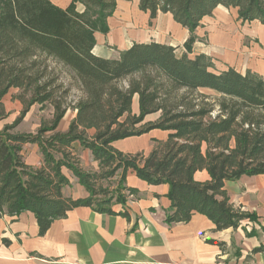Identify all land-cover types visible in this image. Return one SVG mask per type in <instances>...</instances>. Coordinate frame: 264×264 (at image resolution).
<instances>
[{
  "label": "trees",
  "instance_id": "1",
  "mask_svg": "<svg viewBox=\"0 0 264 264\" xmlns=\"http://www.w3.org/2000/svg\"><path fill=\"white\" fill-rule=\"evenodd\" d=\"M138 1L151 18L170 12L189 29L187 52L178 55L171 45L135 42L119 59L95 55V32L109 31L108 18L118 0H71L66 8L50 0H0V119L5 115L2 98L10 88L19 89L16 97L23 104L15 123L0 130V220L5 214L31 211L39 235H44L53 221L77 207L128 216L126 211H114L112 204L127 202L120 189L125 188L124 173L129 168L149 184L169 185L172 211L165 219L169 224L187 223L196 213L213 221L216 230L237 228L245 219L257 220L255 213L235 208L224 187L226 181L243 175L264 174V78L233 67L216 71L211 56L188 53L193 50L196 28L219 5L235 8L244 22L258 20L264 25V0ZM77 2L84 11L76 9ZM49 60L71 69L84 95L74 104L76 117L64 133L56 129L69 108L64 100L69 89L56 84ZM202 89H211L218 97L212 100ZM135 94L139 95L138 115L132 114ZM35 103L42 108L49 103L52 119L35 133H11ZM158 111L162 115L157 122L140 124L146 115ZM90 128L96 130L92 137L87 133ZM155 128L171 133L148 155L124 154L112 146L116 140ZM47 132L52 133L46 136ZM76 141L91 150L99 171L80 167L71 151ZM26 143L41 148V167H29L22 160L20 152ZM63 169L73 173L87 196L63 194V187L70 183ZM119 169L123 176L117 192L108 196L98 182ZM204 169L211 179L199 182L194 175Z\"/></svg>",
  "mask_w": 264,
  "mask_h": 264
},
{
  "label": "crops",
  "instance_id": "2",
  "mask_svg": "<svg viewBox=\"0 0 264 264\" xmlns=\"http://www.w3.org/2000/svg\"><path fill=\"white\" fill-rule=\"evenodd\" d=\"M228 9L235 8L219 5L212 16L202 20L195 30L196 40L188 55L211 56L216 71L233 67L243 74L250 70L264 78V25L258 20L236 22L223 16ZM108 26L107 33L95 32L93 53L97 56L119 59L121 52L135 42L171 45L178 55L187 52L184 44L190 36L189 29L175 21L170 12H158L151 18L148 11L140 9L138 0H118L113 15L108 18ZM18 93L19 89L12 87L2 98L5 115L0 119V130L14 124L21 116L23 104L16 97ZM41 106L33 104L10 132H37L43 119L53 117L52 106L49 110ZM139 113V95L135 94L132 114ZM76 114L75 108L68 109L56 131L67 132ZM161 115V111L148 114L141 124L155 123ZM87 133L92 137L96 130L90 128ZM170 133L155 128L116 140L112 146L124 154L148 155L158 141H165ZM73 146L72 155L80 158L81 168L99 171V162L90 149L82 147L78 141ZM20 154L29 167L39 168L43 164V153L36 143L24 144ZM63 172L70 181L62 189L65 196L88 195L70 170L63 169ZM122 176V169L113 176L117 185ZM194 178L206 182L211 176L204 169L197 171ZM123 185L125 188L120 192L127 197V202L113 203L112 209L117 213L126 211L128 216L100 213L89 206L77 207L64 218L53 221L48 231L39 235L33 212L5 214L0 220V264H264V174L243 175L225 182L224 188L233 206L258 217L256 221L245 219L237 228L223 230H216L213 221L199 213L187 223H167L166 215L172 211L167 197L168 184H149L129 168L124 173ZM131 188L137 193L130 194ZM208 239L224 245L209 243ZM258 247L262 250L253 251Z\"/></svg>",
  "mask_w": 264,
  "mask_h": 264
},
{
  "label": "rangeland",
  "instance_id": "3",
  "mask_svg": "<svg viewBox=\"0 0 264 264\" xmlns=\"http://www.w3.org/2000/svg\"><path fill=\"white\" fill-rule=\"evenodd\" d=\"M50 1L52 3H54L55 5H58V6L62 7V8L63 7H67L70 4V2H71V0H50ZM132 3H134V2H132ZM132 3L129 6L132 7ZM129 6H128V8H129ZM76 9L78 11L82 12V11H84V5L82 3H80V2H77L76 3ZM219 15L220 14L218 13V16ZM223 16H225V17L228 16L229 18H232L236 22H243L241 19L238 18L237 12H236L235 9L234 10L228 9V11H225L223 13ZM253 30L254 31H258V28H256V29L254 28ZM48 64L50 65L51 75L53 77H55V78H58L57 81H56V84H61L62 87L69 89V92L67 93V95L64 98V100L66 102V105L69 106L68 109L74 108V104L82 96H84L83 92L81 90L80 83H79V81L77 80V78L75 76V73L71 69L63 66L60 63L54 62L53 60H49ZM128 80H129V78L126 79L125 81H123L121 84L123 86H126ZM62 91H63V89H60L57 92V94L58 95L61 94ZM201 92L208 94L209 97L211 95L212 96V100H215L218 97V95L215 92H213V91L202 89ZM181 93H183V92H180V94ZM196 94L197 93H195V96H196ZM50 107H51V105H49V103H46L44 109L49 110ZM217 110H218V107H216V110L214 111L213 115L217 112ZM51 119H49V120L48 119L47 120L43 119L42 120V124L43 123H48ZM141 125H144V124H141ZM50 135H51V132H47L46 133V136H50ZM58 155H60V154H58ZM72 156L75 158V160L80 165L81 164L80 158L77 155H72ZM98 185L100 187L105 188L107 190V195L108 196H112V195L116 194V192H117V189H116L117 188V186H116L117 182L113 179V177L101 179L98 182Z\"/></svg>",
  "mask_w": 264,
  "mask_h": 264
}]
</instances>
